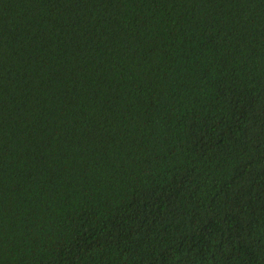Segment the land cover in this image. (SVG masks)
I'll use <instances>...</instances> for the list:
<instances>
[{
    "label": "trees",
    "instance_id": "trees-1",
    "mask_svg": "<svg viewBox=\"0 0 264 264\" xmlns=\"http://www.w3.org/2000/svg\"><path fill=\"white\" fill-rule=\"evenodd\" d=\"M0 264H264V0H0Z\"/></svg>",
    "mask_w": 264,
    "mask_h": 264
}]
</instances>
